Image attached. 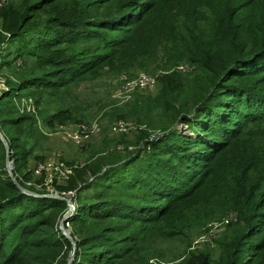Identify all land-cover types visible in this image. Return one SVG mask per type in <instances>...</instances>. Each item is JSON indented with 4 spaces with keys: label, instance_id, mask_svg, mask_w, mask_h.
<instances>
[{
    "label": "trees",
    "instance_id": "1",
    "mask_svg": "<svg viewBox=\"0 0 264 264\" xmlns=\"http://www.w3.org/2000/svg\"><path fill=\"white\" fill-rule=\"evenodd\" d=\"M161 1L18 0L0 7V25L11 32L10 43L18 42L15 56L1 59L0 68L23 57L16 80L8 77L9 89L0 95V124L16 178L30 190L3 168L7 147L0 137V264H68L74 247L58 224L67 200L27 181L44 179L47 171L27 167L31 156L40 158L35 147L43 133L24 98H34L46 122L61 114L81 120L69 107L45 112V104L59 105L71 92L59 93L60 86L106 65L124 69L123 60L169 45L181 48L195 70L164 75L158 103L170 116L157 124L163 134L151 137L142 129L136 138L143 144L133 150H99L90 162L72 165L71 185L62 186L77 189L75 211L67 216L76 242L70 264H136L144 258L142 243L158 236L170 212L183 225L206 223L230 209L238 219L228 224L214 264H264V0H215L207 13L187 11L174 19L177 4L160 21L148 22ZM248 7L260 19H235ZM4 40L0 31V44ZM148 98L142 106L134 101L126 117L154 127ZM177 122L193 134L180 132ZM20 123L27 126L23 131ZM122 139L125 133L115 141ZM208 181L211 186L198 192ZM189 263L208 261L192 253L182 261Z\"/></svg>",
    "mask_w": 264,
    "mask_h": 264
},
{
    "label": "rangeland",
    "instance_id": "2",
    "mask_svg": "<svg viewBox=\"0 0 264 264\" xmlns=\"http://www.w3.org/2000/svg\"><path fill=\"white\" fill-rule=\"evenodd\" d=\"M9 1L13 3L18 2V0H5L3 3H8ZM120 1L122 0H117L118 3ZM214 3L215 0H162L160 5L161 11L151 17L148 22L160 21L177 4H180L181 10H178V6L175 7L173 13H179L173 16L174 19L181 18L187 11L195 15L207 13L208 9L212 8ZM2 4L0 3V7ZM242 4H240V7ZM38 13L40 14V12ZM260 15L257 9L248 7L243 8L239 14H236L235 19L243 17L247 21H255L260 19ZM2 16L3 14L0 11V23ZM254 25L257 27L255 23ZM126 30L118 31L125 33ZM0 31L5 34V40L0 44L1 62L3 58L15 56V48L18 46V42H9L12 34L3 29L2 25H0ZM25 32L28 35L33 31L26 30ZM173 46H159L150 56L143 59L141 57L138 59H125L121 62L126 65L124 69L110 70L106 65L101 68H96V70H92L93 72L82 76L77 83L60 86L59 93H62L66 87H69L68 90L71 92L67 94L65 101L59 102V105H55L56 101L45 104L47 106L45 112L51 115L59 109L63 111L64 108L69 107L70 114L72 115L74 112L81 120L74 121V118L68 117V114L65 116L61 114L52 118L50 122H46L40 112H38L34 98H24L23 101L27 99V105L31 110L30 113L32 112L36 115L37 123L43 133L39 138L40 143L35 147V151L39 154L40 158L31 156L27 167H34L36 174H40L43 170L47 171V176L44 179H37L33 175L31 180L27 181L29 184L35 185L38 191H45V194L49 193L61 198H67V208L63 212L60 211L62 215L57 216L60 219L58 220V224L63 225V227L65 226L64 223L67 224L65 221L61 224L63 216L69 210L70 204L74 205L70 212L75 211L77 204V189L69 188L71 183L68 181L69 174L73 170L72 165L79 164L82 166L86 162H90L93 156L92 154L102 149H108L110 152L119 150L121 153L135 149V147L143 144L141 140L138 142L136 138V134H139L142 129H147L151 137H158L163 134L164 129H161L163 127L160 128L157 124L165 123L166 121L164 119L169 118L170 114L158 103H161L163 98L161 90L162 79L165 74L173 71L186 75V73H192L191 71L195 70V65L181 57V48H173ZM22 64L23 57L20 56L11 65L1 66L0 95L3 91L9 89V84L7 83L8 77L16 80L15 77ZM143 72L155 75L156 84L153 87L144 88L134 81ZM161 94L162 97H160ZM148 97H151L153 100L150 119L156 124L154 127L148 126L144 123L145 121L138 122L134 116L126 117L131 107H134V101L139 98V106L146 105L145 99ZM121 122L125 123V126L122 128L119 127ZM24 123H29V121ZM174 126L182 133L193 134L190 127L184 122H177ZM25 127L27 126L20 123L17 129L18 131H23ZM0 131L4 134L1 124ZM83 131L86 132L82 134ZM86 133H89V136L85 135ZM122 133H125L128 139H122L116 142L115 138L118 139ZM32 142L33 140L31 139L30 143ZM4 151L5 147L0 143V155ZM11 151V148H9L6 163L4 167L2 166L7 170L9 175V161L13 163L11 167L13 173L15 170L14 159L10 156ZM14 176L16 178L15 173ZM87 177L92 178V174L89 173ZM211 182H205L197 191H205L211 186ZM17 183L22 188L29 190L19 182ZM58 185H61V187H58ZM62 186L69 187L62 188ZM84 192L89 193L90 189ZM68 198L72 203L68 201ZM237 219V212L234 209H230L227 213L213 216L206 223H187L180 225L176 223L175 213L170 212L166 216L163 224H161V228L159 229L161 233L158 232L159 234L155 239L150 238V241H144L142 243L141 254L144 258H142V261H137L136 264H182V261L192 253L195 255L201 254L206 258L208 264H214L215 260L222 253L221 241L225 240L226 235L230 234L228 232V224L237 221ZM66 228L65 231L72 236L74 241V237L71 234L72 226L68 225ZM70 253L71 249L68 254ZM190 261L193 262V259L191 258Z\"/></svg>",
    "mask_w": 264,
    "mask_h": 264
},
{
    "label": "water",
    "instance_id": "3",
    "mask_svg": "<svg viewBox=\"0 0 264 264\" xmlns=\"http://www.w3.org/2000/svg\"><path fill=\"white\" fill-rule=\"evenodd\" d=\"M0 137L3 139V141L5 142V144H6V146H7V157H8L10 146H9V144H8L7 139L5 138L4 134H3L1 131H0ZM12 166H13L12 161H9V163H8V167H9L10 175L15 179V181H17L16 178H15V176H14V173H13V171H12V169H11ZM17 182H18V181H17ZM23 190H25V191H29V190H27V189H25V188H23ZM47 194H49V193H47ZM50 195H53V194H50ZM55 196H56V195H55ZM66 199H67V198H66ZM68 201H70V203H72L71 200H70L69 198H68ZM73 206H74L73 204H70V208H69V210L67 211V213L64 214V216H63V220H62L61 224L64 223L65 219L67 218V216H68V214L70 213V210H71V208H72ZM60 228H61V229L64 231V233H65V234H66V235H67V236L73 241L72 236H71L70 234H68V232L65 231V229H67V228H66L65 226L63 227V225H60ZM73 243H74L73 253H72V257L70 258L68 264L71 263V261H72V259H73V257H74V254H75V250H76V242H75V240L73 241Z\"/></svg>",
    "mask_w": 264,
    "mask_h": 264
},
{
    "label": "built area",
    "instance_id": "4",
    "mask_svg": "<svg viewBox=\"0 0 264 264\" xmlns=\"http://www.w3.org/2000/svg\"><path fill=\"white\" fill-rule=\"evenodd\" d=\"M5 0H0V3L2 4ZM137 84H139L141 87L147 88V87H153V85L156 84V77L155 75H151V74H147V73H141L135 80H134ZM133 86V85H132ZM125 123L121 122L120 123V128L124 127ZM86 132L83 131L82 134ZM88 132V131H87ZM85 135L89 136V133H86ZM65 222H67V224L70 226V222L66 219ZM65 224V223H64ZM66 224V225H67ZM67 225V226H68ZM66 227V226H65Z\"/></svg>",
    "mask_w": 264,
    "mask_h": 264
}]
</instances>
